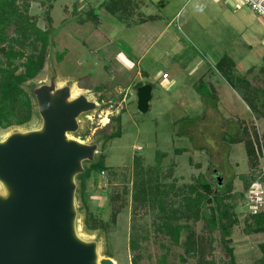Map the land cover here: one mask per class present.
Listing matches in <instances>:
<instances>
[{"label":"rangeland","instance_id":"374dc122","mask_svg":"<svg viewBox=\"0 0 264 264\" xmlns=\"http://www.w3.org/2000/svg\"><path fill=\"white\" fill-rule=\"evenodd\" d=\"M76 1L12 0L6 7L0 5V74L2 70H10L14 74L23 72L26 56L37 54L40 48L44 56L42 69L34 77L20 83L12 102L9 95L3 102L0 136L38 125L31 87L48 80L53 67L58 82L70 81L73 93L84 92L98 104L95 110L80 117L81 126L76 137L86 141L99 140L98 151L104 154L106 167L100 172L92 170L93 177L87 180L83 196L89 211L85 215L80 214L79 223L83 236L99 237L100 255L111 257L115 264H132L134 253L139 256L138 264H264V230L249 229L253 222L247 215L249 205H254L250 195L258 188L263 190L260 193L262 199L255 205L259 211L264 210L262 179H248L252 172L264 167V154L261 151L259 157L256 154L257 167H253L243 141L230 143L228 139L237 133L242 139L248 132L254 137V147L255 144L258 147L260 142L264 151V96L261 95L264 91V58L241 57L243 69L239 74L237 71L230 74L224 61L217 66L236 90L229 95L221 94L230 101L226 105H217L220 111L208 113L206 109L211 107L210 104L191 112L186 105L184 108L173 102H178L181 95L182 99L185 92H188L185 97L189 101V97L197 92L202 102L215 103L210 89L207 92L202 87L203 93L197 91V88L189 86L192 84L189 78L181 73L180 79L185 84L181 89L184 90H167L152 78L142 79L149 80L153 90L150 108L145 113L140 112L136 107V87L140 81L134 77L135 71L115 56L116 50H127L117 38L119 36L112 32L117 26L115 23H118L115 20L121 18L100 11L93 2L95 0H89L90 4L85 0L89 6L77 10L75 6L81 1ZM121 3L124 4L114 2L113 5ZM128 12L124 10L126 15ZM90 13L91 16H87ZM100 18L102 23L98 25ZM176 26L174 24L173 28L180 33L183 41L181 37L184 34ZM217 28L222 29L223 25L219 23ZM40 30L45 32V41L38 36ZM125 34L130 37L129 30ZM107 37L112 40L111 45H108ZM191 39V43L186 41V44L197 53L199 45L195 42L196 37L191 36ZM9 49L20 51L22 55L7 58L5 54ZM239 51H236L238 55L234 61L240 59ZM250 64H253L254 70L252 75L247 74L250 82L245 83L246 68ZM227 67L231 69V64ZM232 75L239 81L236 82ZM219 83L214 82L216 86ZM246 84L249 89L244 91L243 85ZM123 97L129 104L118 111L116 106ZM29 98L32 116L20 123L26 99ZM219 99L222 100V97ZM229 109L238 111L231 112ZM117 112L120 113L121 135L105 142L101 138L102 133L117 128ZM110 115L114 120L110 121L107 130L101 131L99 127L106 124ZM172 140L177 141L174 143ZM184 147H188L189 152ZM253 168L255 171H252ZM215 175L222 178L218 188L222 190L221 200L225 202L224 207L232 215L231 218L235 219L229 233L223 235L219 227L208 223L213 203L205 198L201 199L196 214L181 211L169 214L171 226L165 227V213L172 208L184 209L181 194L189 192L187 185L198 184L200 190V182L207 180L215 187ZM142 181L147 182L150 188L152 186L154 191L149 200L134 203L133 189ZM77 201L80 204L79 198ZM133 204L138 208L137 213L133 212ZM89 213L95 220H101L105 229H86L84 217L94 222ZM177 225L180 230L176 239L174 227ZM130 237H134L137 243L134 250L129 246ZM190 238L195 241L188 245ZM227 247L231 248V252ZM162 255H165L163 261Z\"/></svg>","mask_w":264,"mask_h":264},{"label":"water","instance_id":"95a60500","mask_svg":"<svg viewBox=\"0 0 264 264\" xmlns=\"http://www.w3.org/2000/svg\"><path fill=\"white\" fill-rule=\"evenodd\" d=\"M31 92L38 125L0 136V264H115L100 255L98 236L79 231L78 178L97 158L99 140L76 134L80 117L98 104L58 82L53 67ZM151 97V83L136 87L140 112Z\"/></svg>","mask_w":264,"mask_h":264},{"label":"crops","instance_id":"0c3cea01","mask_svg":"<svg viewBox=\"0 0 264 264\" xmlns=\"http://www.w3.org/2000/svg\"><path fill=\"white\" fill-rule=\"evenodd\" d=\"M79 1L81 2L75 6L77 10L88 7L91 2L87 0L89 4H85V0H77L76 3ZM110 1L95 0L93 2L98 5L100 11L108 13L110 16L115 15V18L117 16L121 18L115 20L118 23H115L117 26L115 25V30L112 32L119 36L117 38L127 50L120 48L116 50L115 56L129 69L135 71L134 77H137L138 81L141 83L150 82L148 79L152 78L164 89H181L185 86L180 79L181 73H184L192 83L189 84L190 87L197 88V91L201 90V93L204 92L202 87L205 88V91L211 90L213 96L211 98L215 100L213 105V101L207 103V100L205 102L199 100V94L196 91L195 95L189 97V101L185 97L188 96V92H185L186 95L182 99L181 95L178 102L173 100L181 107L185 108L186 105L191 112H197L198 107L202 105L209 107L210 104L211 107L206 109L208 113L220 111L216 106L226 105L230 101L221 94L229 95L236 91L217 67L220 58L227 57L223 64L230 74L233 71H237L238 74L242 71L241 57L260 56L264 58V19L245 5L235 4L231 0H116L114 2H124V4H116L115 8L117 9H115V13H112L108 7ZM109 5L112 6L111 3ZM125 7L128 9H124ZM124 10L129 11L128 15L124 13ZM98 22L100 25L102 19L100 18ZM219 23L223 25L222 29L217 28ZM174 24L184 34V37H181L183 41L179 37L180 33L173 28ZM128 30L129 38L125 34ZM191 36L196 37L195 42L199 45L196 47L197 53H194L186 44V41L191 43ZM107 39L108 45H111L112 40L110 37ZM238 50H241L239 51L240 59L234 61ZM228 64H231V69L227 67ZM253 70V64L246 68L245 83L250 82L247 74L252 75ZM217 73L220 75L219 77H217ZM233 75L231 77L238 82L239 78L233 77ZM253 77L255 78L256 75ZM144 78H148V81L142 80ZM200 81L201 83H199ZM215 81L220 82L218 86L214 84ZM224 87L228 92L232 91L226 93ZM245 89L248 90L249 85H243V90L245 91ZM261 95L264 96V91ZM220 97L222 100L219 99ZM128 104L129 101L123 97L116 106L117 110L127 107ZM243 104L247 107L246 103ZM226 107L230 108V106ZM229 110L231 112L238 111ZM172 141L176 143L177 140ZM186 149L189 152L188 147H184V150Z\"/></svg>","mask_w":264,"mask_h":264},{"label":"trees","instance_id":"16d2710c","mask_svg":"<svg viewBox=\"0 0 264 264\" xmlns=\"http://www.w3.org/2000/svg\"><path fill=\"white\" fill-rule=\"evenodd\" d=\"M114 1L116 0H111L108 3V7L112 10V13H115V5ZM12 3V0H0V5L3 7H6L8 5H10ZM112 4L109 5V4ZM87 16H91V14H88ZM1 15H0V20H1ZM21 30H20V34H21ZM38 36L45 41L46 40V35L45 32H43V30L38 32ZM6 57L7 58H13V57H19L22 55V53L20 51H16V50H7L6 51ZM227 57H222L219 59L218 61V65L223 62ZM44 64V56L42 53V49L40 48V50L38 51L37 54H33L30 53L26 56V59L24 61V66L25 69L23 72H20L18 74H14L13 71L10 70H2V73L0 74V121L2 120L3 117V113H4V106L2 105L3 102L6 100V97L9 95L11 97V102L15 99V93L16 91L19 90V85L22 82H25L26 80L34 77L43 67ZM141 84L138 83L137 85ZM254 106V105H253ZM255 107V106H254ZM33 110H32V102H31V98L26 99V107H25V112L22 116L21 119H19L20 123H24L28 120H30L31 116H32ZM120 113L117 112L116 114V121H117V128L111 132H103L102 133V140L103 141H108L111 140L115 137H119L121 135V128H119V116ZM111 120H114V118L112 117V115L109 116V120L106 122V124L104 123L103 126L99 127V129L101 131H105L108 129L109 123ZM245 129V128H244ZM248 132H245V138L243 137L241 139V136L239 133H237V135L235 136H231L228 137L229 142H239V141H243L244 146H245V150L246 153L249 157V160H251L252 166L253 167H257V163H255L256 161V154L257 157L260 156L259 152L261 151L264 154V151L261 150L262 146L261 143H257V145L255 144L254 147V143H253V136L251 137V135ZM239 140V141H238ZM228 142V143H229ZM99 153V154H98ZM97 153V158L96 160L89 162V164H87L86 166V170L83 174H81L79 176V187L77 190V198H79L80 200V209H81V213H84V215L89 211V207H88V202L86 200V198L83 196V192L86 188L87 185V180L91 177H93V173L92 170H96V171H102L106 165L104 164V154H102L101 152ZM254 158V159H253ZM252 171H255L254 168L252 169ZM258 172V173H257ZM251 174V173H249ZM252 175L254 177H257L258 179H262V182L264 183V167L261 168V170H257L255 172H252ZM250 181V178H248ZM198 184H188L187 188L189 189V192L187 194H181L182 198L184 200V209L178 210L177 208H172L171 211H168L167 214L165 213V227H170V220L169 218V214H176L178 211H181L183 213H190V212H194L195 214L198 213L199 211V205L201 204V199L205 198L206 201L213 203V207H211V215L209 216V218L207 219L208 223L211 224L212 226L215 227H219V229L222 231L223 235H226L229 233V229L231 227V224L233 223V220L231 217L232 215L230 214V212H228V209H226L224 207L225 202L221 200L222 197V190L218 189L219 183L218 181H216L215 183V187H212L211 182L204 180L202 182H200L199 187L200 190L197 188ZM248 185V182L247 184ZM154 188L151 186V188L149 187L148 183L145 181H142L141 183L137 184L136 187H134L133 192H132V199L135 202H141L144 203L147 199L149 200V198L151 197V194L153 193ZM138 208L135 204H133V212L137 213ZM248 216L252 218V222L253 224L249 225V229H253L255 231H261L264 230V210H260L257 211L255 213H251V212H247ZM89 218L94 221V222H90L88 218L84 217V227L86 229L89 228H104V225H102V221L98 220V219H94L92 214H88ZM98 223V224H97ZM103 226V227H102ZM180 227L177 225L174 227V238H178V233H179ZM248 230V229H247ZM194 239L190 238L187 240L188 245L193 244L194 243ZM129 246L131 249H136L137 247V243L134 237H130L129 239ZM262 248L264 250V244L262 245ZM227 250L229 252H231V248L227 247ZM138 254L134 253L133 257L131 259L132 264H138ZM165 258V255L161 256V260L163 261Z\"/></svg>","mask_w":264,"mask_h":264},{"label":"built area","instance_id":"2783aa9c","mask_svg":"<svg viewBox=\"0 0 264 264\" xmlns=\"http://www.w3.org/2000/svg\"><path fill=\"white\" fill-rule=\"evenodd\" d=\"M231 1H233L235 4L245 5L249 7L255 14H257L262 19H264V0H231ZM250 179L251 180L254 179V176L251 175ZM262 191L263 190L261 188H258V190L253 191L252 193L253 195H250V201L253 202L254 205L253 206L249 205L250 208L248 209V212L255 213L259 211L255 204L262 199L260 194Z\"/></svg>","mask_w":264,"mask_h":264},{"label":"bare ground","instance_id":"6f19581e","mask_svg":"<svg viewBox=\"0 0 264 264\" xmlns=\"http://www.w3.org/2000/svg\"><path fill=\"white\" fill-rule=\"evenodd\" d=\"M60 83H62V82H60ZM114 260V259H113ZM114 262H115V260H114ZM116 263V262H115Z\"/></svg>","mask_w":264,"mask_h":264},{"label":"flooded vegetation","instance_id":"af4514ba","mask_svg":"<svg viewBox=\"0 0 264 264\" xmlns=\"http://www.w3.org/2000/svg\"><path fill=\"white\" fill-rule=\"evenodd\" d=\"M215 176H217V175H215Z\"/></svg>","mask_w":264,"mask_h":264}]
</instances>
